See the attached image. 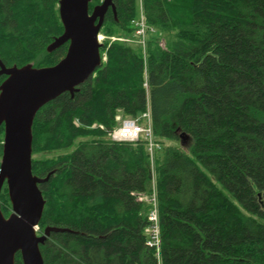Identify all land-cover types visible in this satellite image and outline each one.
I'll list each match as a JSON object with an SVG mask.
<instances>
[{
    "label": "trees",
    "instance_id": "obj_1",
    "mask_svg": "<svg viewBox=\"0 0 264 264\" xmlns=\"http://www.w3.org/2000/svg\"><path fill=\"white\" fill-rule=\"evenodd\" d=\"M102 1L91 0L90 11ZM142 1L153 28L148 87L139 44L114 41L94 77L34 119L33 173L54 172L40 185L46 204L39 227L70 229L40 245L44 264H157L145 244L147 144L115 142L90 127L112 129L119 116L138 117L148 95L160 144L162 264H264V0ZM57 2L1 0L0 44L30 53L10 63L45 67L65 56L67 45L47 50L51 36L64 31ZM114 4L104 32L132 37L138 0ZM180 133L189 137L185 145ZM2 151L0 144V159ZM0 202L7 217L6 183ZM16 264H23L19 252Z\"/></svg>",
    "mask_w": 264,
    "mask_h": 264
},
{
    "label": "water",
    "instance_id": "obj_2",
    "mask_svg": "<svg viewBox=\"0 0 264 264\" xmlns=\"http://www.w3.org/2000/svg\"><path fill=\"white\" fill-rule=\"evenodd\" d=\"M91 0H59V14L64 32L48 46L53 51L69 43L65 56L56 64L34 67H6L0 62V74L8 77L0 85V127L4 142L0 162V195L8 187L12 212L6 217L0 202V264H16L21 254L23 264H44L40 245L52 233L70 229L46 226L37 233L46 200L41 184L54 172L39 177L32 170V126L37 112L63 93L74 95L101 65L98 34L114 0H103L90 11ZM181 144L189 137L179 134Z\"/></svg>",
    "mask_w": 264,
    "mask_h": 264
},
{
    "label": "built area",
    "instance_id": "obj_3",
    "mask_svg": "<svg viewBox=\"0 0 264 264\" xmlns=\"http://www.w3.org/2000/svg\"><path fill=\"white\" fill-rule=\"evenodd\" d=\"M142 9V6H141ZM135 37L140 43L143 49V58L145 65V78L146 87L147 84V34L149 27L146 23V17L142 9V17L135 22ZM117 40H125L124 38H113ZM101 40V38H100ZM102 41V40H101ZM103 61L107 59L106 51L102 55ZM76 125H79V120L74 121ZM92 128H99L101 130H107L109 137L115 142H136L143 138L147 144L149 156H150V167L152 168V176L154 182L152 185L151 195L148 201L152 207L148 213V228L146 229V246L150 247L155 252L157 264H162V251H161V230H160V217H159V206H158V195L157 188H153L156 184V169H155V153L160 148V144L156 142L154 137V131L152 128V113L151 105L148 100L146 110L143 112L141 117L138 119L125 118L122 119L119 126L114 129H107L103 124H93ZM155 172V173H154Z\"/></svg>",
    "mask_w": 264,
    "mask_h": 264
},
{
    "label": "rangeland",
    "instance_id": "obj_4",
    "mask_svg": "<svg viewBox=\"0 0 264 264\" xmlns=\"http://www.w3.org/2000/svg\"><path fill=\"white\" fill-rule=\"evenodd\" d=\"M142 17V9H141V4H140V1L138 0V13H137V18L135 19V20H139V18H141ZM104 28H102V30H101V32H100V38H101V40H102V42H108V41H110L109 39H113L114 37H111V36H108V34H106L105 32H104ZM109 38V39H108ZM36 40H37V42L41 45L40 46V49L41 50H44V45H45V38L44 37H40L39 38V36H38V39H37V37H36ZM1 45V44H0ZM1 47H2V45H1ZM9 47H12V46H5V47H2L1 48V50H2V52L3 53H5L7 56H8V58L10 59V61H15V59L17 58V57H25L26 58V60H28L29 58H30V53H24V52H22L21 50L20 51H13V50H10V48ZM103 51H104V48H103ZM14 53H18V54H14ZM37 55V57L38 58H40V59H36L37 61H39V63L45 58V55H46V53H45V51H43V52H39V55L38 54H36ZM31 63H33V62H31ZM33 65H34V63H33ZM124 118H126V117H121V119H120V121H119V124H120V122H121V120L122 119H124ZM1 134V133H0ZM3 140H4V134H1L0 135V144H2V147H3ZM181 143V142H180ZM0 161H1V159H0ZM155 162H156V157H155ZM155 173V172H154ZM151 176H152V168H151ZM151 181L152 182H154V178L152 177V179H151ZM151 182V187H152V185H153V183ZM153 188H157V171H156V184H154V186H153ZM2 201V200H1ZM10 210H11V208H10ZM11 212V211H10ZM10 214V213H9ZM43 230H44V228L41 230L40 229V227H39V229H38V234L39 235H41L42 234V232H43Z\"/></svg>",
    "mask_w": 264,
    "mask_h": 264
},
{
    "label": "flooded vegetation",
    "instance_id": "obj_5",
    "mask_svg": "<svg viewBox=\"0 0 264 264\" xmlns=\"http://www.w3.org/2000/svg\"><path fill=\"white\" fill-rule=\"evenodd\" d=\"M0 4H1V0H0ZM57 5H58V12H59V0H58V2H57ZM59 18H60V14H59ZM60 22L62 23V21H61V18H60ZM62 35V33H60L59 35H53V36H51V41H50V43L48 44V46L51 44V43H53V41L57 38V37H59V36H61ZM64 45H67V46H69V43L67 42L66 44H64ZM48 46H47V48H48ZM63 46V45H62ZM3 47V46H2ZM1 46H0V62H2L7 68L8 67H12V66H17V67H22V66H24V65H22V66H18V64H16V63H10L11 61L9 60V58H8V56L5 54V53H3L2 52V50H1V48H2ZM61 47V46H60ZM59 47V48H60ZM58 49V48H57ZM57 49H55V50H57ZM68 49V48H67ZM48 50V49H47ZM55 50H53V51H55ZM53 51H51V52H53ZM1 69V68H0ZM8 77V75L7 74H0V78H1V83L6 79ZM91 77H94V76H91ZM90 77V78H91ZM1 85V84H0ZM11 213V212H10Z\"/></svg>",
    "mask_w": 264,
    "mask_h": 264
},
{
    "label": "bare ground",
    "instance_id": "obj_6",
    "mask_svg": "<svg viewBox=\"0 0 264 264\" xmlns=\"http://www.w3.org/2000/svg\"><path fill=\"white\" fill-rule=\"evenodd\" d=\"M148 228V225L145 228V234H146V229ZM150 248V247H149ZM161 248H162V243H161ZM151 249V248H150Z\"/></svg>",
    "mask_w": 264,
    "mask_h": 264
}]
</instances>
